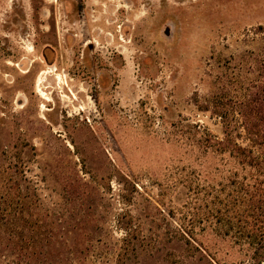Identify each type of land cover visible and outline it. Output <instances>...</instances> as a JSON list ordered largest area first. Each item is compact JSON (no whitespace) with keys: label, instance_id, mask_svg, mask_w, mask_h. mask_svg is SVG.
<instances>
[{"label":"rangeland","instance_id":"obj_1","mask_svg":"<svg viewBox=\"0 0 264 264\" xmlns=\"http://www.w3.org/2000/svg\"><path fill=\"white\" fill-rule=\"evenodd\" d=\"M263 70L264 0H0V208L40 248L0 264H239L219 227Z\"/></svg>","mask_w":264,"mask_h":264},{"label":"trees","instance_id":"obj_2","mask_svg":"<svg viewBox=\"0 0 264 264\" xmlns=\"http://www.w3.org/2000/svg\"><path fill=\"white\" fill-rule=\"evenodd\" d=\"M257 99L260 100L259 96ZM260 102L250 107L248 113V101L239 105L248 145L242 147L231 141L230 155L248 171L251 183L241 192L243 196L238 193L231 207H225L221 214L224 221L219 227L221 235L231 238L243 253L239 264H264V126L258 124L263 121L264 111ZM2 202L0 225L6 227L0 231V256H5L10 243L18 248L20 258L36 256L40 251L34 247L38 242L39 217L35 211L27 217L22 215L28 204L24 198L9 197ZM27 209H32L31 204Z\"/></svg>","mask_w":264,"mask_h":264}]
</instances>
